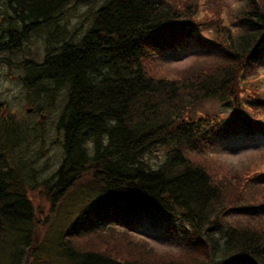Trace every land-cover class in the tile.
I'll use <instances>...</instances> for the list:
<instances>
[{
    "label": "trees",
    "instance_id": "trees-1",
    "mask_svg": "<svg viewBox=\"0 0 264 264\" xmlns=\"http://www.w3.org/2000/svg\"><path fill=\"white\" fill-rule=\"evenodd\" d=\"M201 1L0 0V62L24 54L19 79L30 103L44 114L58 111L65 157L54 186L66 195L85 177L91 184L90 201L63 235L59 258L41 264H264V220L249 203L254 195L231 205L244 195L242 182L217 176L204 149L211 138L264 130L250 114L264 109V97L249 93L243 102L238 82L258 69L264 54V0L239 10L238 31L220 16L196 19ZM74 16L80 20L71 28ZM214 23L204 36L203 25ZM36 35L45 38L46 51L25 55ZM193 44L221 53L197 57L177 77L161 73L157 63L165 52ZM213 97L230 107L229 116L202 107ZM5 113L0 101V248L7 235L22 236V227L36 222L28 184L11 159L26 135ZM233 211L252 216L230 221ZM130 213L188 224L184 250L157 252L148 240L111 225ZM95 237L112 243L83 245ZM4 255L15 264L17 252Z\"/></svg>",
    "mask_w": 264,
    "mask_h": 264
},
{
    "label": "rangeland",
    "instance_id": "rangeland-1",
    "mask_svg": "<svg viewBox=\"0 0 264 264\" xmlns=\"http://www.w3.org/2000/svg\"><path fill=\"white\" fill-rule=\"evenodd\" d=\"M222 1L224 2L220 6L215 7L210 6L209 1L206 4L205 0L201 1V4L194 8L195 18L199 21L208 22L218 20L220 16L223 20L232 23L230 28L235 31V27H237L238 31L237 15L240 13L239 10L250 0ZM4 8L5 5L1 7V9ZM1 16L2 14H0ZM79 20V17L74 16L70 27H75ZM217 26L216 23L209 25L208 30H205L203 35L207 36V32L213 31ZM28 45L31 48L28 47L29 50L25 55L38 53V56H42L46 51V40L41 35H36L33 43ZM173 52L174 49L165 52L157 63L158 69L168 78L179 76V71L195 62L197 57L218 54L221 53V50L214 47L205 50L193 44L186 48L182 55ZM12 58L11 64L6 61L0 62V101L7 106L6 120L8 117L14 116L13 119L17 120L16 131H20L22 137L24 136L23 131H27L26 138H18L24 141L18 144L20 149L15 157L18 161L16 163L21 168L22 175L28 184V192L34 205L33 219L36 222L31 228L24 225L22 236H18V234L7 235L3 246L0 248V264L11 263L13 257L11 260L10 258L7 260L4 253L11 256L13 251L17 252L18 256L15 259V264H41L43 260L45 262L49 258H59L55 254L61 250L62 242L55 240L58 237L63 239V235L78 217L80 210L90 201V197L86 195L89 184L86 181L90 178L85 177L70 189L69 186L63 188L69 189L66 191V195L62 194V190H56L54 184L59 180L58 169L65 157L61 143L62 135L56 128L58 111L42 115L38 110L32 112L29 110L33 106L29 101L32 99L31 92L19 79V76L23 74V69L21 66L18 67V64L24 58V54H15L12 55ZM238 82L240 86L255 92L260 91L264 95V57L260 60L258 69L250 77ZM242 96H246L245 93ZM218 101V97H213L205 99L201 104L207 111L218 112L222 109L220 114L228 113L230 108L222 107ZM57 108L59 107L57 106ZM259 117L261 121H264V113L259 114ZM159 152L157 153L162 155L161 148ZM206 152L213 154L212 157L216 162L213 161L214 165L211 166L212 171L216 172L217 176L223 178L226 177L224 174H229L231 177L226 178L230 182L235 184L242 182H240L243 185V187L240 185V192L244 195L239 199V203L233 202L231 205L246 204L252 195L254 196L249 203L259 204V201L264 200V173L256 174L249 179L246 177L252 171L255 172L256 165L259 166L257 170L259 172L264 167V134H258L256 137L237 135L221 138L216 141L214 148H209ZM153 159L155 160V158ZM153 159L152 162L154 163ZM89 185L91 186V184ZM254 207L256 208V206ZM256 209L261 211L262 207ZM251 216V213L233 211L227 219L230 221H232V217L250 219ZM161 224L164 222L159 223V225ZM171 224L173 229L169 228ZM181 227L179 222H166L164 226H158L146 219L145 223L136 229L135 235L137 239H148L157 252H177L184 250V242L180 233ZM94 241L112 243L110 239L95 237L87 243L83 242V245H89ZM27 249L33 253L29 254Z\"/></svg>",
    "mask_w": 264,
    "mask_h": 264
},
{
    "label": "bare ground",
    "instance_id": "bare-ground-1",
    "mask_svg": "<svg viewBox=\"0 0 264 264\" xmlns=\"http://www.w3.org/2000/svg\"><path fill=\"white\" fill-rule=\"evenodd\" d=\"M38 106H39V105H37L36 107H35V106H31L29 110H31V112H32L33 110H37L36 108H38ZM41 108H44V107L41 106ZM38 111H40L42 115L44 114V111H43V110H38ZM24 135H27V134L24 133ZM11 159H12V162H13V163L15 162V164H17L16 162H18V161H17V159H16L15 156L11 157ZM17 166H18V165H17ZM149 213H152V212L149 210ZM151 217H152V216H151ZM143 219H145V218H143ZM145 220H146V219H145ZM133 229H134V230H133V232H134V236L136 237L135 232H136V229H139V226L136 225ZM55 241H56V242H58V241L63 242V241L61 240L60 237L56 238ZM61 245H62V244H61Z\"/></svg>",
    "mask_w": 264,
    "mask_h": 264
}]
</instances>
